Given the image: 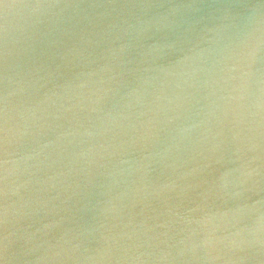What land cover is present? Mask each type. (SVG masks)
Segmentation results:
<instances>
[{
  "label": "water",
  "instance_id": "obj_1",
  "mask_svg": "<svg viewBox=\"0 0 264 264\" xmlns=\"http://www.w3.org/2000/svg\"><path fill=\"white\" fill-rule=\"evenodd\" d=\"M0 264H264V0H0Z\"/></svg>",
  "mask_w": 264,
  "mask_h": 264
}]
</instances>
